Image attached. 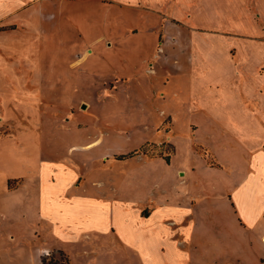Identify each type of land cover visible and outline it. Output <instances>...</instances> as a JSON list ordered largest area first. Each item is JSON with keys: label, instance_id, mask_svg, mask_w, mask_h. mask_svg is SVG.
Here are the masks:
<instances>
[{"label": "crops", "instance_id": "obj_1", "mask_svg": "<svg viewBox=\"0 0 264 264\" xmlns=\"http://www.w3.org/2000/svg\"><path fill=\"white\" fill-rule=\"evenodd\" d=\"M237 1L0 0V25L9 28L0 34L1 45L11 54L17 49L18 55L25 50L34 55L21 72L14 64L2 68L5 62L0 60L3 117L6 126L19 129L13 136H0V264H42V257L58 252L71 264H192V257L196 264H263L264 182L242 183L239 198L235 189L216 192L215 183L237 171L264 175V19L262 11L251 9L257 29L238 24ZM49 13L54 20H47ZM127 13L137 14L141 22L124 28L121 42L113 41L104 31ZM169 29L184 30L186 39L168 35ZM94 32L100 35L92 38ZM50 38L60 49L66 40L72 43L66 47L69 61L54 56L51 67L44 69V42ZM105 40H112L106 47L116 45V52L141 78L146 79L139 72L147 73L143 69L149 54L158 61L150 64L151 76L162 69L170 85L183 81L181 91L166 95L160 125L168 122V134L178 111H192L191 135L206 129L211 138L192 145H223V167L207 162L198 168L176 166L179 147L169 138L158 141L175 147L170 164L158 160L169 171L142 198L126 199L125 188L111 179L108 184L104 179L93 182L102 193L97 198L86 190L81 194L80 175L65 184L71 163L55 162L62 155L56 148L61 141L55 123L59 107L45 105L46 93L36 86L54 84L58 98L61 91L64 96L84 87L82 80L102 77L101 71L83 72L77 64L96 62L94 46ZM77 52L83 54L75 59ZM136 55L141 58L138 64ZM23 81L24 89L14 88ZM16 93L13 102L19 105L9 111L7 97ZM39 98L43 105L32 103ZM10 113L17 120L8 121ZM95 136L83 144V152L103 145L106 135ZM77 147L71 144L68 154H75ZM115 156L106 155V161H121ZM219 193L228 202L227 213L215 204ZM45 226H51V232L45 233Z\"/></svg>", "mask_w": 264, "mask_h": 264}, {"label": "rangeland", "instance_id": "obj_2", "mask_svg": "<svg viewBox=\"0 0 264 264\" xmlns=\"http://www.w3.org/2000/svg\"><path fill=\"white\" fill-rule=\"evenodd\" d=\"M251 9L262 11L261 17L264 19V0H238L237 6L234 8V10H237L240 14L237 20L238 24L254 31L257 27H254L256 24L249 15ZM175 10L176 7L173 6L171 12L173 13ZM46 18L48 21H52L55 15L49 13ZM138 22H141V20L137 14L133 15L132 13H127L123 16H119L115 22L116 24L111 29H106L104 32L107 31L113 41L117 38L118 40L121 39L119 40V42H121L122 39L125 38L123 35L124 28H127V26L139 25ZM8 29L9 28L0 25V34ZM170 33L181 36L183 40L186 39L184 30L169 29L168 35H170ZM98 35H100L99 32L91 34L92 38H96ZM112 40H105L103 43L100 42L97 46H94L96 51L94 54L96 62L88 63V68L85 66L81 67L77 64V67L83 72L84 70L89 71V69L101 71L104 73L102 77L98 78L94 76L92 80H82L84 87L78 86L79 89L73 91V94L64 96L62 94L63 91H61V97L58 98L54 96V84L51 85L50 82H46V84L45 82H40L37 83L36 86L42 89L41 94L46 93V96H44L46 100L45 105L55 103L56 105H54L59 107V112L55 113V118L58 119L55 123L59 126L58 131L61 141L56 148L62 155L60 158L57 157L55 162L62 164L68 161L71 163L69 167H67V172L65 171V184H71L73 176L80 175L82 180H80V185L78 187H80L81 194L84 193L83 190H86L89 192L88 195L97 198L102 197V193L93 182L95 180L104 179L108 184V180L111 179L116 181L120 188H125L126 191L123 197H126V199L130 197L131 199H135L136 197L142 198V196L148 193L152 184L158 178L162 180L164 178V173L169 171L165 162L158 161L159 159H163L162 155L171 158L175 155L174 148L170 146L162 147L161 145L166 143L158 142H164L169 138H172L173 142L179 147V160L176 162V166H185L188 168L190 165H193L195 168H198L207 162L210 166L223 167L219 160V156L224 150L223 145L213 143L212 146L202 143L194 146L192 145L198 140L201 142H208L211 139L206 129H203L199 135H191L188 124L192 118L189 112L192 111H178L175 125L168 134L165 130L168 128V122L160 125L164 120V112L161 110L165 109L166 95L170 94L171 91H173V93L175 90L181 91L183 89V81L180 80V82L170 85V82L167 83L165 72L162 69H160L158 75L153 76V74L151 76L150 72L154 70L153 65L155 66L158 64V61L149 54L147 55L149 58H147L144 63L145 67L143 69H146L147 73L143 74L139 72L142 77L146 79L141 78L136 67L134 69L125 61L124 56L120 52H116V45L113 44L114 48L106 47L107 42L111 46ZM2 42H0V60L5 62L2 68L9 64H14V66H17L16 71L21 72V70L27 67L29 58H34V55L30 54L31 51L28 50H25V56L15 53V51L18 52L17 49H15V51L12 50L13 53L11 54L9 50L1 45ZM127 44L129 46L130 42ZM58 45L59 43H56L52 38L48 39V41L45 40L43 61L46 62V65H43L44 69L50 66L49 61H51L54 56H61L66 59V62L69 61V50L67 48H69L72 43L66 40L63 45L61 44L62 47H64L62 49H60ZM90 49L92 50L93 47H90ZM92 53V51L89 52V55ZM82 54L83 53L80 54L77 52V55L73 58L78 59ZM127 55L131 57L129 53ZM134 57L139 59L136 60L138 64L141 58L138 55ZM21 58L24 60H21ZM151 63L153 65H150ZM65 67L68 68L69 64H66ZM139 67H141V64H139ZM29 71L33 72L31 70ZM139 71H141V68H139ZM119 77H124L125 80H119L121 79ZM15 84L17 86L15 85L14 88L24 89V81L23 86L20 85V83L18 84V82H15ZM3 85L6 84L2 82V86ZM29 88L36 89L35 86H30ZM16 96L17 93L14 96L7 97V100L10 101L9 111H13L18 104L16 100L13 102ZM1 102L2 101H0V136H13L19 129L6 126L7 122L3 117L4 109L2 111ZM32 103L43 105L41 98H39V101H33ZM10 114L11 117L7 119L8 121L17 120V117H13L12 113ZM158 124L160 127L157 126ZM69 133L74 136L69 137ZM94 135L99 138L106 135L103 145L92 152H83V150H85L83 148L86 147H82L83 144L91 141ZM73 143H76L78 146L75 149V154L73 152L68 154V148ZM100 144L101 142L98 146ZM52 147L53 146H51V148ZM141 147L143 148L142 153L144 154L136 155L127 160L115 162L109 158V160L106 161V155L108 154L113 153L116 156L124 155L131 151L139 150ZM138 156L141 157L137 158ZM102 158H104V160ZM143 159L144 162L140 161ZM195 164H197V166H195ZM226 166L228 167V165ZM259 176L260 175L248 176V174L242 171H237L236 174H233V176L229 178L228 175L225 174L218 177V181L215 182L219 187L216 192L226 188L230 190L235 189V195L239 198L241 192L240 186L242 183L246 181H248L249 184H258V181H260V183H262V181L264 182V175ZM213 180L214 178H212V181ZM104 190L106 191V189ZM178 190L180 189L176 191L178 192ZM145 199L146 198H144V200ZM214 201L215 204L220 207V212L227 213L228 207L226 209L225 205H227L228 202L225 195L220 193L214 195ZM115 219H117V217H115ZM123 219L126 224V218L123 217ZM50 228L51 226H45L44 232H51ZM50 255L55 256L57 260L62 262L61 259L63 257L58 253H52ZM99 257H101V255ZM190 262L196 264L195 258H190Z\"/></svg>", "mask_w": 264, "mask_h": 264}, {"label": "trees", "instance_id": "obj_3", "mask_svg": "<svg viewBox=\"0 0 264 264\" xmlns=\"http://www.w3.org/2000/svg\"><path fill=\"white\" fill-rule=\"evenodd\" d=\"M162 147L163 146H170L171 148H174L175 150V147L170 145V144H162L161 145ZM143 152V148L141 147L139 150H134L132 152H129L128 154H124V155H119V156H116V159L117 160H127V159H130V158H133L135 157L136 155H140V154H144L142 153ZM175 152V151H174ZM162 158L168 163L170 164V161H171V157L169 156H163L162 155ZM11 184V183H10ZM59 255H61L63 258L61 259L62 262H60L59 260H57V258L55 256H52V255H49V256H44L42 257V264H71L70 262V259L68 258V256H66L64 253L62 252H58Z\"/></svg>", "mask_w": 264, "mask_h": 264}, {"label": "bare ground", "instance_id": "obj_4", "mask_svg": "<svg viewBox=\"0 0 264 264\" xmlns=\"http://www.w3.org/2000/svg\"><path fill=\"white\" fill-rule=\"evenodd\" d=\"M154 71H152V73H153Z\"/></svg>", "mask_w": 264, "mask_h": 264}, {"label": "water", "instance_id": "obj_5", "mask_svg": "<svg viewBox=\"0 0 264 264\" xmlns=\"http://www.w3.org/2000/svg\"><path fill=\"white\" fill-rule=\"evenodd\" d=\"M84 108H85V106H84Z\"/></svg>", "mask_w": 264, "mask_h": 264}]
</instances>
